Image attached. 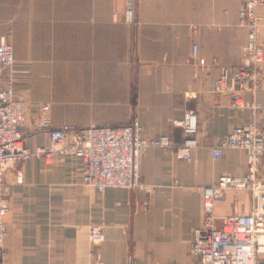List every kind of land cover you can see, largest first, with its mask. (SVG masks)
I'll return each instance as SVG.
<instances>
[{
  "label": "crops",
  "instance_id": "1",
  "mask_svg": "<svg viewBox=\"0 0 264 264\" xmlns=\"http://www.w3.org/2000/svg\"><path fill=\"white\" fill-rule=\"evenodd\" d=\"M243 4L244 0H0V21L8 29L14 26L11 21L20 27V47L14 48L20 65L2 77L1 87L11 85L16 98L28 104L23 132L29 150L49 144L48 132L40 128V110L51 97L35 77L41 69L65 62L74 69L76 83L84 77L91 86L90 99L116 101L88 120L96 124L83 127L122 126L137 119L145 138L169 135L178 146L183 135L173 121L194 111L201 144L189 161L161 148L148 149L140 162L144 187L135 190L100 192L86 186L82 161L73 153L51 163L42 156L18 162L5 175L10 209L0 261L199 264L190 244L203 219V188L224 174L246 173L244 151L226 150L220 160L212 155L219 138L254 120L251 108H234L228 96L215 91L221 69H233L244 60L249 30L240 25ZM259 13L264 18V6ZM260 41L264 48V22ZM194 45L204 65L193 60ZM244 96L264 114V83L255 95ZM57 115L53 108L55 126L70 122ZM260 124L264 138V120ZM250 207L249 195L227 191L216 203V214L248 213ZM92 224L106 228L103 241L92 242Z\"/></svg>",
  "mask_w": 264,
  "mask_h": 264
},
{
  "label": "built area",
  "instance_id": "2",
  "mask_svg": "<svg viewBox=\"0 0 264 264\" xmlns=\"http://www.w3.org/2000/svg\"><path fill=\"white\" fill-rule=\"evenodd\" d=\"M264 0H244L239 12L240 25L248 28V40L244 48L243 63L233 69L223 67L215 80L216 93L230 98L234 108H251L254 120L247 126L233 128L228 135L219 138L212 148L214 160L222 159L226 150L246 153V173L243 176L224 174L211 186L203 188V219L193 231L190 253L199 264H264V138L261 107L248 103L244 93L253 95L264 83V48L260 33L264 18L259 8ZM127 15L133 19V9ZM193 60L200 65L198 46L192 50ZM14 48L0 42V250L4 249L7 235L5 216L10 209L9 185L6 172L18 162L42 156L48 163L55 158L73 153L82 161V182L100 192L109 188L135 190L144 187L140 162L150 148L171 151L178 160L189 161L195 149L200 147L198 115L186 111L181 119L173 121L182 130L180 145L172 143L169 135L158 139L143 136V127L135 119L122 126L57 127L49 115L50 106L42 105L40 128L48 132L49 144L31 151L26 147L25 133L28 106L17 99L11 85L1 87V79L14 65ZM18 181L23 179L19 170ZM227 191H237L251 197L248 213L218 216L216 203ZM91 239L99 243L105 239L106 228L101 224L90 227ZM0 264H15L5 259ZM58 264V263H49ZM92 264H104L97 260Z\"/></svg>",
  "mask_w": 264,
  "mask_h": 264
},
{
  "label": "rangeland",
  "instance_id": "3",
  "mask_svg": "<svg viewBox=\"0 0 264 264\" xmlns=\"http://www.w3.org/2000/svg\"><path fill=\"white\" fill-rule=\"evenodd\" d=\"M11 23L14 24V26L12 29H8V27L4 25V21H0V31L4 32L2 34H5L0 37V42H7L11 44L16 50L20 47V36L18 34V31L20 32V27L16 25L18 21H11ZM5 30L7 33H5ZM17 54L20 55L21 53L17 52ZM19 59V57L18 59H15L13 67L7 71L9 75L13 74L16 65H20ZM37 69L39 68H35L34 71H37ZM81 70L83 71V69ZM7 73H5L4 76H6ZM39 73L40 77H35V79H40L39 81L45 83L44 93L46 96L49 95L51 97L49 101L43 104H48L50 106V117L52 118L53 108H55V111L58 114L57 116L69 118L70 122L67 123V125L73 128L78 129L87 124H96L95 121L88 122V120L91 118H96L95 115L100 113V108H108L109 106L111 107L116 102L110 99H90L89 92L91 90V86L85 84L84 77L81 78V81L77 80L76 83L75 81L77 77L74 75V69L69 68L67 62H65V64H61L58 67L54 66L43 68ZM92 95L100 96V94L95 93ZM74 119L83 120L84 123L81 125L72 124L71 121ZM110 124L106 123L107 126H111Z\"/></svg>",
  "mask_w": 264,
  "mask_h": 264
}]
</instances>
